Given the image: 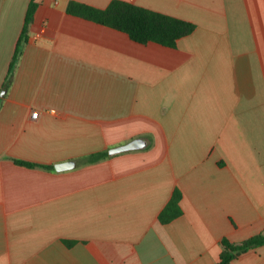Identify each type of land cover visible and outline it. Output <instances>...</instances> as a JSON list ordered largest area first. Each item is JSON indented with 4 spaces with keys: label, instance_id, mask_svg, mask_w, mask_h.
Returning <instances> with one entry per match:
<instances>
[{
    "label": "crops",
    "instance_id": "1",
    "mask_svg": "<svg viewBox=\"0 0 264 264\" xmlns=\"http://www.w3.org/2000/svg\"><path fill=\"white\" fill-rule=\"evenodd\" d=\"M31 1L0 0V264H218L264 232V0H125L193 23L175 48L35 0L4 89Z\"/></svg>",
    "mask_w": 264,
    "mask_h": 264
},
{
    "label": "trees",
    "instance_id": "2",
    "mask_svg": "<svg viewBox=\"0 0 264 264\" xmlns=\"http://www.w3.org/2000/svg\"><path fill=\"white\" fill-rule=\"evenodd\" d=\"M36 8L37 3L35 0H32L29 4L24 28L3 86L4 89H8L12 83L17 60L28 42V29L34 21ZM67 13L121 31L137 43L148 44L153 42L170 48H175L180 39L191 35L195 30V25L189 21L140 7L125 0H113L105 9H98L83 3L71 1L67 6ZM107 156V152L97 153L87 157L86 161L87 163H95ZM15 163L25 167L52 168L21 160H15ZM181 197V193L176 190L172 199L159 216L163 224H167L182 215L180 207ZM222 244L223 252L218 264H229L233 259L248 250L264 245V232L240 244H233L227 240H223Z\"/></svg>",
    "mask_w": 264,
    "mask_h": 264
},
{
    "label": "water",
    "instance_id": "3",
    "mask_svg": "<svg viewBox=\"0 0 264 264\" xmlns=\"http://www.w3.org/2000/svg\"><path fill=\"white\" fill-rule=\"evenodd\" d=\"M149 145H150V142L149 140H147V138H137L122 146L111 148L108 154L110 156H113V155L124 153V152L143 150V149H146ZM74 167H75V164L69 162V163L57 165L56 169L57 171H65V170H70Z\"/></svg>",
    "mask_w": 264,
    "mask_h": 264
},
{
    "label": "built area",
    "instance_id": "4",
    "mask_svg": "<svg viewBox=\"0 0 264 264\" xmlns=\"http://www.w3.org/2000/svg\"><path fill=\"white\" fill-rule=\"evenodd\" d=\"M32 115H33V117L37 118V117H38V115H39V112H38V111H36V112H34Z\"/></svg>",
    "mask_w": 264,
    "mask_h": 264
}]
</instances>
